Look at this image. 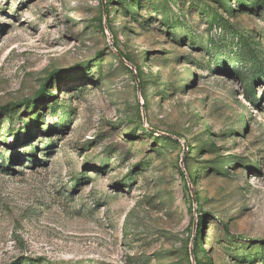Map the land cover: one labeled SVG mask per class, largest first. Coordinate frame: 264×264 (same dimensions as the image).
Here are the masks:
<instances>
[{
	"label": "rangeland",
	"instance_id": "374dc122",
	"mask_svg": "<svg viewBox=\"0 0 264 264\" xmlns=\"http://www.w3.org/2000/svg\"><path fill=\"white\" fill-rule=\"evenodd\" d=\"M254 1L0 0V264H264Z\"/></svg>",
	"mask_w": 264,
	"mask_h": 264
},
{
	"label": "trees",
	"instance_id": "16d2710c",
	"mask_svg": "<svg viewBox=\"0 0 264 264\" xmlns=\"http://www.w3.org/2000/svg\"><path fill=\"white\" fill-rule=\"evenodd\" d=\"M124 1H129V0H124ZM106 3H108L107 1H106ZM239 3H240V1H239ZM240 6L242 5V4H239ZM253 5H255V6H263L264 5V1L263 0H255L254 1V3H253ZM221 7L222 8H224L225 7V5H221ZM207 15H210V14H208L207 13ZM209 17H212V18H221V17H219V15H217V12H216V14L215 13H213L212 15H210ZM215 22H212L211 24H209L210 26H212V24H214ZM215 24H217V23H215ZM214 24V25H215ZM106 25H107V27H108V29H109V31H110V33H112L111 32V29H110V26H109V12H108V7H107V9H106ZM222 28H224V27H222ZM112 35V34H111ZM112 45L114 46V42L112 43ZM117 52H119V54L121 55V57L126 61V62H128V57L127 56H125L123 53H121L120 51H117ZM139 75V74H138ZM138 78H139V76H138ZM139 80V79H138ZM47 81V80H46ZM144 131H146L147 132V130H145L144 128H142ZM149 131V130H148ZM148 134V133H147ZM149 135V134H148ZM160 139H163L164 141H170L171 142V140L170 139H168V138H164V137H162V138H160ZM191 149V147L190 146H188L187 145V150H190ZM188 177H189V179H190V176L188 175ZM224 230H225V232L226 233H228V228L227 227H225L224 228ZM197 239H198V237L197 236H194V238H193V243H194V249H193V258H194V261H195V264H201L200 262H197V260H196V248H197V246H198V243H197Z\"/></svg>",
	"mask_w": 264,
	"mask_h": 264
},
{
	"label": "water",
	"instance_id": "95a60500",
	"mask_svg": "<svg viewBox=\"0 0 264 264\" xmlns=\"http://www.w3.org/2000/svg\"><path fill=\"white\" fill-rule=\"evenodd\" d=\"M102 3H103V0H102ZM104 7H105V6H104ZM104 9H105V8H104ZM104 14H105V10H104ZM116 54H117L118 58H119L122 62L127 63V62L121 57V55L119 54V52L116 51ZM134 78H135V80L138 79L136 74L134 75ZM148 130L151 131V132L154 131V130L151 129V128H148ZM163 135H164V134H163ZM192 197H193V196H192Z\"/></svg>",
	"mask_w": 264,
	"mask_h": 264
}]
</instances>
